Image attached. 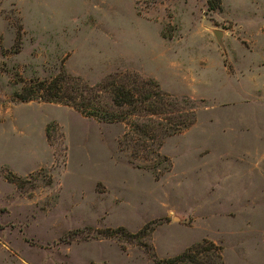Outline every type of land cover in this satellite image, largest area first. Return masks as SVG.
Segmentation results:
<instances>
[{
	"label": "rangeland",
	"instance_id": "1",
	"mask_svg": "<svg viewBox=\"0 0 264 264\" xmlns=\"http://www.w3.org/2000/svg\"><path fill=\"white\" fill-rule=\"evenodd\" d=\"M60 72L150 79L192 124L133 157L121 124L14 99ZM203 242L264 264V0H0V264H169Z\"/></svg>",
	"mask_w": 264,
	"mask_h": 264
},
{
	"label": "trees",
	"instance_id": "2",
	"mask_svg": "<svg viewBox=\"0 0 264 264\" xmlns=\"http://www.w3.org/2000/svg\"><path fill=\"white\" fill-rule=\"evenodd\" d=\"M13 97L21 103L59 104L100 123L121 124L124 131L118 143L130 149L133 157L142 153L143 157L159 159L157 151L162 141L192 124L191 112H184L178 106L185 100L163 94L154 81L137 74H110L98 84L88 86L78 77L60 72L49 81L23 86ZM219 252V248L203 242L193 245L169 264H222Z\"/></svg>",
	"mask_w": 264,
	"mask_h": 264
},
{
	"label": "water",
	"instance_id": "3",
	"mask_svg": "<svg viewBox=\"0 0 264 264\" xmlns=\"http://www.w3.org/2000/svg\"><path fill=\"white\" fill-rule=\"evenodd\" d=\"M213 36L216 39V41H219L221 34L219 32H213Z\"/></svg>",
	"mask_w": 264,
	"mask_h": 264
}]
</instances>
